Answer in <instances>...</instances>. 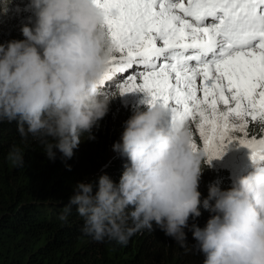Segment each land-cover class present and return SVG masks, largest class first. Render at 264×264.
Instances as JSON below:
<instances>
[{"label":"clouds","instance_id":"9594fccd","mask_svg":"<svg viewBox=\"0 0 264 264\" xmlns=\"http://www.w3.org/2000/svg\"><path fill=\"white\" fill-rule=\"evenodd\" d=\"M27 6L34 19L21 27L23 38L0 43V124L15 120L22 139L39 138L47 159L56 158V149L67 160L81 137L95 138L92 129L110 101L130 104L119 98L118 78L101 84L110 47L102 13L91 0H29ZM141 102L134 106L145 110L124 122L120 142L112 146L127 158L119 181L100 175L95 192L91 182L74 185L68 205L83 218L82 232L97 242L124 245L136 231H153L155 225L186 247L184 229L203 208L211 213L205 226H191L202 264H264V163L253 162L248 149L231 145L233 156L241 157L235 164L251 171L228 177V189L210 184L201 199L205 153L192 150L186 125L170 117L165 121L169 108ZM8 160L23 166L15 146ZM69 210L66 206L64 213Z\"/></svg>","mask_w":264,"mask_h":264},{"label":"snow or ice","instance_id":"6c2138e0","mask_svg":"<svg viewBox=\"0 0 264 264\" xmlns=\"http://www.w3.org/2000/svg\"><path fill=\"white\" fill-rule=\"evenodd\" d=\"M91 2L110 47L101 84L116 77L119 95L145 92L191 136L195 125L206 163L229 145L264 163V135L247 131L264 126V0Z\"/></svg>","mask_w":264,"mask_h":264},{"label":"trees","instance_id":"16d2710c","mask_svg":"<svg viewBox=\"0 0 264 264\" xmlns=\"http://www.w3.org/2000/svg\"><path fill=\"white\" fill-rule=\"evenodd\" d=\"M28 4L29 0H0V43L23 38L21 27L34 19ZM143 110L110 101L107 114L92 129L95 138L81 137L67 160L56 149V158L47 159L39 138L22 139L15 120L0 124V264H202L191 226H205L211 213L203 208L199 217L189 218L186 247H181L155 225L153 231H136L124 245L108 239L97 242L82 232L83 218L68 205L77 182H91L95 192L100 175L119 181L127 158L116 152L108 158L107 149L120 142L124 122ZM250 128L252 136L264 135L258 126ZM13 146L23 155L22 167L8 160ZM218 178V187H231L225 171L215 174L205 163L198 189L201 199ZM66 206L70 210L64 213Z\"/></svg>","mask_w":264,"mask_h":264},{"label":"rangeland","instance_id":"374dc122","mask_svg":"<svg viewBox=\"0 0 264 264\" xmlns=\"http://www.w3.org/2000/svg\"><path fill=\"white\" fill-rule=\"evenodd\" d=\"M119 92V91H118ZM145 92H140V91H136V92H131V93H125L124 95H120L119 98L122 101L123 104H130V107L134 106V104H141L144 105L141 102V99H145V104L147 103L149 106V100L144 98ZM164 118H165V113H164ZM165 121L166 118H165ZM264 127V126H261ZM192 131V139L195 141H199V145L198 147L202 150V141L199 139V132L195 129V125L192 126L191 128ZM113 146V145H112ZM110 146L107 149V157H111L115 152L113 151V147ZM238 151L241 152V154L243 155L245 153L244 150H239ZM233 152H232V148L231 145L228 146V148L225 150L224 154L218 158V159H213L211 160V162L209 163V165L213 168H219V167H227V170L229 171V174L231 176V180L235 179L237 176H241V175H246L249 171H251V169L246 168L245 166H240L235 164V161L237 159H240L241 157L239 156H233ZM207 159V158H206ZM220 160V161H219ZM218 161V162H216ZM250 163V167L252 166V162H250L249 160H246ZM239 164V163H238Z\"/></svg>","mask_w":264,"mask_h":264},{"label":"bare ground","instance_id":"6f19581e","mask_svg":"<svg viewBox=\"0 0 264 264\" xmlns=\"http://www.w3.org/2000/svg\"><path fill=\"white\" fill-rule=\"evenodd\" d=\"M164 113H165V118L167 119L168 117H170V120H172V113H171V110H170V108H169V111H165L164 110ZM256 126H258V127H261L262 125L261 124H259V125H251L250 127H252V128H250V129H255V127ZM253 135V134H252ZM208 167L216 174V173H218L219 171H225L226 172V174H227V176L228 177H230V179H231V176H230V174H229V171L227 170V168H225V167H219V168H213V167H211L209 164H208ZM220 178H218L217 179V182H216V185L218 186V184L220 183V180H219Z\"/></svg>","mask_w":264,"mask_h":264}]
</instances>
